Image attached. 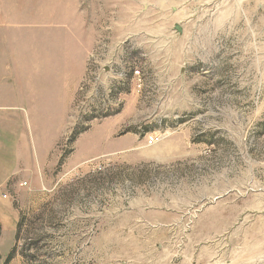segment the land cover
Segmentation results:
<instances>
[{"label":"rangeland","instance_id":"374dc122","mask_svg":"<svg viewBox=\"0 0 264 264\" xmlns=\"http://www.w3.org/2000/svg\"><path fill=\"white\" fill-rule=\"evenodd\" d=\"M12 250L264 264V0H0Z\"/></svg>","mask_w":264,"mask_h":264},{"label":"built area","instance_id":"2783aa9c","mask_svg":"<svg viewBox=\"0 0 264 264\" xmlns=\"http://www.w3.org/2000/svg\"><path fill=\"white\" fill-rule=\"evenodd\" d=\"M158 141H159V136L156 135V134H153V135H149L147 137V139H146L147 143L146 144L148 146H152V145L156 144ZM23 185H25V183ZM1 197L6 199L7 195L6 194H1Z\"/></svg>","mask_w":264,"mask_h":264},{"label":"trees","instance_id":"16d2710c","mask_svg":"<svg viewBox=\"0 0 264 264\" xmlns=\"http://www.w3.org/2000/svg\"><path fill=\"white\" fill-rule=\"evenodd\" d=\"M12 256H13V250L6 257L4 264H7L12 259Z\"/></svg>","mask_w":264,"mask_h":264}]
</instances>
